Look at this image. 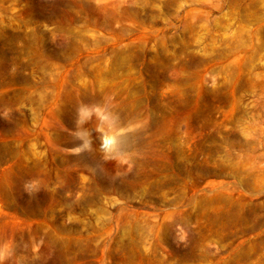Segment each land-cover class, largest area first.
Listing matches in <instances>:
<instances>
[{
    "label": "rangeland",
    "instance_id": "374dc122",
    "mask_svg": "<svg viewBox=\"0 0 264 264\" xmlns=\"http://www.w3.org/2000/svg\"><path fill=\"white\" fill-rule=\"evenodd\" d=\"M0 264H264V0H0Z\"/></svg>",
    "mask_w": 264,
    "mask_h": 264
},
{
    "label": "bare ground",
    "instance_id": "6f19581e",
    "mask_svg": "<svg viewBox=\"0 0 264 264\" xmlns=\"http://www.w3.org/2000/svg\"><path fill=\"white\" fill-rule=\"evenodd\" d=\"M125 143V138L124 137H120V138H116L115 140V145L116 146H120L121 144Z\"/></svg>",
    "mask_w": 264,
    "mask_h": 264
}]
</instances>
